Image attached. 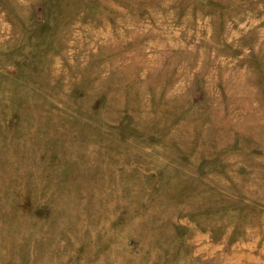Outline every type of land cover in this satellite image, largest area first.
<instances>
[{"label":"rangeland","instance_id":"1","mask_svg":"<svg viewBox=\"0 0 264 264\" xmlns=\"http://www.w3.org/2000/svg\"><path fill=\"white\" fill-rule=\"evenodd\" d=\"M0 264H264V0H0Z\"/></svg>","mask_w":264,"mask_h":264}]
</instances>
